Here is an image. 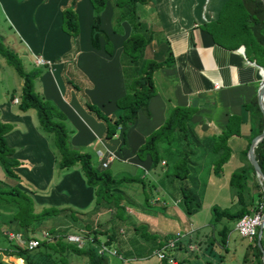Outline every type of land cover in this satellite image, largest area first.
<instances>
[{
  "label": "crops",
  "instance_id": "obj_1",
  "mask_svg": "<svg viewBox=\"0 0 264 264\" xmlns=\"http://www.w3.org/2000/svg\"><path fill=\"white\" fill-rule=\"evenodd\" d=\"M67 2L68 0H0L7 20L19 35V42L25 43L28 53L23 54L27 57L30 67L33 66L32 57L34 54H42L52 61L50 66H37L43 67V70L33 78V87L44 98L53 101L62 111L63 121L69 130L68 140L71 146L87 152L91 148L95 160L92 161L90 154L89 159L96 169L103 168L100 166L96 150H104L106 147L115 153V156L108 160L107 168L111 174L114 176L145 174L150 178L148 182H156V184H146L149 194L151 191H156L159 195V191H162V194H168V185L174 178H171L170 174L163 176L162 173L164 168L168 167L166 165L170 162V157L165 158V161L161 160L158 165L151 168L149 155L145 154L139 158L135 154V149L149 131L162 123L174 105L192 106L188 119L192 138L196 143L194 153L190 155L192 183L194 181L197 184L206 183L202 188L201 199L203 202L209 203V207L213 204L220 207L230 208L233 205L235 207L234 194L229 196L228 177L235 167L239 168L246 164V149L249 140L260 132V123L262 126L264 124L256 94L257 88L263 80L264 67L255 62L254 58H250L242 43L226 39L228 36L223 34L216 25L211 29L206 24L208 20L216 17L224 0H146L136 5L138 13H143L148 17L146 24L140 25L145 35H150L144 55L161 58L165 54L167 46L173 56V63L153 71L155 93L149 97L147 113L138 109L134 122L125 129L127 146H121L124 144L119 129L109 140L102 139L103 123L83 109L73 89H67V97L62 94L65 88L62 76L64 63L60 56L63 53H69L74 58L75 66L79 72L74 71L73 77L82 81L81 72L83 81L90 82L89 85L83 86L88 99L99 105L105 113L110 114L116 107L115 99L124 92L119 54L122 39L129 32V24L126 20H121L122 32L113 30L115 7L112 5L113 0H106L99 13L98 27L101 29V34L98 35V46L93 47L89 40L92 4L90 0H76L73 6L78 34L77 49L73 52L70 35L61 27L60 9ZM0 37L3 39L1 34ZM104 38L110 45L109 53L105 50ZM14 52L16 51L14 50ZM17 55L21 60L22 53L18 51ZM213 81H218L219 86L214 87ZM13 97L9 96V98L0 101V119L10 125L9 129L4 132V138L6 144L14 149L12 156L19 161L12 167L18 175L16 186L31 195L35 210L45 205L69 206L82 210L89 215L90 227L95 228L96 226V230L101 232L100 235H107L105 229L114 222L112 216L117 211L115 206L111 203L109 207L103 208L104 202L102 205L95 203L93 187L85 183L76 163L62 168L58 166L59 156L50 141L51 135L40 129L34 116V110L32 108L18 109L17 102L12 100ZM259 111L261 117L258 116ZM225 129L230 132L226 138L230 153L227 161L221 165L220 175H214L212 169V173L208 172L207 175L204 172V177L200 178L196 168L199 157L205 155V158H214L218 155L215 145L219 140V132L225 131ZM211 162L212 160H210L212 166ZM21 178H24L27 184L22 183ZM254 180V178L252 180V176H249L247 184L250 193H252L251 190L258 189L260 191L258 197H253V202L258 203L262 201L264 191L263 188H251L252 184L250 183ZM176 183L178 184L177 179ZM259 185L261 187L260 183ZM122 186H124L125 192L127 189L134 204L142 202L140 198L135 197L136 189L141 191L140 184L130 182V184H121ZM118 187L120 188V185ZM196 191H200V189L198 190L196 187L193 192ZM246 194L244 192L245 196H247ZM141 198L144 201L142 191ZM127 205H123L125 212L126 209L130 211ZM206 208H202L198 200V207L195 210L188 214L184 213L188 227L179 232L186 233L197 228L196 234H203L206 231L204 228L209 226V224H203L207 223L210 218V209ZM250 209L252 208L249 207L248 210L250 211ZM107 211L110 212L111 219H108L107 226L103 228L104 212ZM181 212L183 211L181 210ZM8 215V211L0 210V221ZM61 216L54 214L48 219H57ZM63 217L66 218V216ZM234 222L235 220L229 232L236 231ZM218 223L207 235L203 236L201 243L209 238L219 236L217 231L213 232ZM1 224L9 225L7 222ZM7 228L5 230H8ZM52 229L56 234L54 238L62 237L71 231L57 224L53 225ZM79 229L81 231L85 228ZM41 230L49 231L47 228ZM41 230H36L37 233L34 231V236L38 235ZM117 230L120 231L121 228ZM262 230L261 228L260 237L264 236ZM17 234L23 237L16 230L7 231V237L15 242L18 240ZM116 236L118 237H116V241L113 238L112 242L106 244L117 248L114 246L116 242L126 248L127 245H124L122 241L118 242L117 233ZM100 241L104 242L101 239ZM2 246L4 245L0 243V258L3 256L1 254ZM197 251L200 252L199 248ZM242 253L240 251L241 257ZM201 254L208 255L209 252L203 250ZM9 256L8 258L16 262L15 257ZM107 256L111 257L112 255ZM126 256L132 257V255ZM151 257L153 258L152 264H154L156 259ZM130 260L133 264H142L141 259ZM120 263L130 264L131 262Z\"/></svg>",
  "mask_w": 264,
  "mask_h": 264
},
{
  "label": "trees",
  "instance_id": "obj_2",
  "mask_svg": "<svg viewBox=\"0 0 264 264\" xmlns=\"http://www.w3.org/2000/svg\"><path fill=\"white\" fill-rule=\"evenodd\" d=\"M146 0H113L112 5L115 7L113 30L122 32L120 27V21L126 20L129 24V32L125 35L121 42V51L119 54V61L121 71L123 73L124 92L122 95L115 99V109L112 113H105L99 105L91 102L83 90V86L89 85L87 80L84 82V78L80 72L81 80H77L73 77V72L78 71L75 66L74 58L69 53H63L60 56L63 65V82L67 89H73L80 105L83 109L91 114L96 120L103 123L104 129L102 132V139L104 141L109 140L113 134L117 131L118 126L121 130V139L124 145H126L125 129L131 125L135 118L138 109L147 113V103L149 97L155 93V85L153 83L152 74L153 71L162 66H169L173 63V56L170 50L165 48L166 52L161 58L148 57L144 55V50L149 42L150 35H145L144 31L140 27L137 14V4L143 3ZM76 0H68V2L62 6L61 10V27L70 35L72 51L77 49V19L74 12V3ZM92 4V21L90 24L89 40L93 47L98 46V35L101 34L99 24V13L105 5L106 0H90ZM212 29L214 25L221 29V32L225 34L226 39L232 40L235 43H242L245 46V52L254 58L255 62L264 67V3L261 0H224L221 4L216 17L206 22ZM105 50L110 52V45L104 38ZM247 47V48H246ZM71 51V54L73 53ZM0 55L10 63L14 70L21 76L20 90L18 95L17 107L20 110L32 108L37 116L39 127L45 132L49 133L53 140V145L58 153V166L66 167L70 164L76 163L86 184L93 187L95 195V203L107 208L111 203L115 206V215L112 219L114 223L107 226L105 231L104 242L109 244L116 241L117 227L119 224L127 225L128 220H131V216L125 212L123 205L126 199V192L124 186L121 184H130V182H137L140 184L141 191L143 193V199L149 204V189L146 184H156V182H148L149 177L145 174H124L122 176H114L109 169L103 167L102 169H96L92 166V162L89 159V153L85 150H81L77 147L71 146L69 138V130L67 129L63 121L62 111L50 100L40 95L39 91L33 87V78L38 75L42 67L35 65L31 66L27 70L23 68L21 60L16 52H14L9 46L3 43L0 37ZM68 63L70 67L65 66ZM39 66H46L45 64ZM68 72L70 76L66 74ZM79 72V71H78ZM255 101V100H253ZM264 103V95H263ZM192 106L188 105H174L169 111L162 123L156 128L149 131L143 141L136 147L135 154L142 158L145 154L149 155L150 167H155L161 160L165 161V158L170 157V162L164 168L163 176L169 175L171 178L177 179L178 187L181 192L182 201L180 209L184 210L187 214L198 207V201L189 188H186L187 177L190 176V155L194 153L195 141H193L192 133L189 128L188 119L190 117ZM258 109V108H257ZM258 116L261 117L259 111ZM261 129L262 123L259 125ZM10 127L9 123L0 119V165L3 167L6 175L18 179V175L13 171L12 167L19 161L16 157L12 156L13 148L6 144L4 138V132ZM260 131V130H259ZM230 134L227 129L219 132V140L216 142V148L218 149V155L213 158V174L220 175V169L222 163L227 161L230 153V149L226 143V138ZM213 144V142H212ZM106 148V147H105ZM104 148V149H105ZM245 149L243 150V154ZM255 158L259 164L261 171L264 174V136L254 146ZM243 166L235 167L228 177V187H233L236 194V200L239 205L235 208L220 207L219 205H211L210 218L207 222L209 226L206 231L200 235L196 234L197 228L191 230L176 240V245L168 252L169 256H173L176 260V264H181L183 261H187V264H195L199 259V264H210V254L199 256L201 251V242L203 236L210 232L215 224L221 220V218H227L236 220L243 213L248 212L249 207H257V202H253L252 193H250L247 179L252 176L255 179L251 185V188H261L259 182L254 176V171L251 165L245 160ZM247 167L252 170L248 171ZM185 179V180H184ZM182 182V183H181ZM183 184V185H181ZM120 185V188L118 187ZM259 194V190H256ZM246 192L247 196L244 195ZM262 199L261 203H263ZM110 203V204H109ZM161 203V202H160ZM260 203V202H259ZM109 204V205H108ZM0 209L9 212L8 217H4L0 222H7L8 230L0 229V236L2 240H5L2 247L1 254L5 256L15 255L20 258L14 259L17 264H70L68 256L71 254H79L82 259V264H105L106 255L100 254L97 251L99 236L101 232L96 228L90 227L89 215L85 214L82 210H77L69 206L55 207V206H42L40 209L35 210L33 207V200L29 193L11 184L9 186L0 185ZM264 209V203L262 210ZM62 215L69 217L74 222H79L85 228L83 232L84 243L77 245L74 240L66 238L68 233H80V229L67 227L66 230H71L65 233L62 237H55L53 240H40L34 247L22 246L18 242H11L12 240L7 237V231H18L22 234L24 239L34 236V231L39 230V224L46 221L51 215ZM66 214V215H65ZM69 226V225H68ZM134 232L138 233L141 237L146 239H156V247L161 246L164 240L168 238L166 235L158 236L156 233L148 231V225L142 222L130 221V225ZM264 227V226H263ZM262 227V229H263ZM88 228V229H86ZM230 227L227 224L221 223L220 227L216 230L219 236L215 239V245L227 248V235ZM122 232V229L120 230ZM37 233V231H36ZM202 233V232H201ZM62 234V233H61ZM8 239H7V238ZM22 237V238H23ZM165 237L164 240L162 238ZM90 238V240H89ZM205 239V237H204ZM212 238L207 239L206 245L209 242L211 245ZM1 243V242H0ZM191 243L194 248L187 249V244ZM260 243L264 246V236L260 237ZM249 244V248L254 255V262L261 264V252L254 239ZM135 247L141 245H134ZM131 245V247H134ZM144 247V252L132 254V257H144L151 256V252L155 246ZM176 248H181L187 252L188 257L176 258L174 251ZM116 252L124 259L128 257L122 255L121 251L115 248ZM130 252V251H129ZM244 257L245 261L247 258ZM10 257V256H9ZM216 257L223 258L221 253H217ZM241 257V258H242ZM195 258H197L195 260ZM16 262L8 260V262L0 260V264H16ZM158 264H169L167 259H162Z\"/></svg>",
  "mask_w": 264,
  "mask_h": 264
},
{
  "label": "rangeland",
  "instance_id": "obj_3",
  "mask_svg": "<svg viewBox=\"0 0 264 264\" xmlns=\"http://www.w3.org/2000/svg\"><path fill=\"white\" fill-rule=\"evenodd\" d=\"M138 4H140V3H138ZM140 6H144V5H140ZM137 14H138V20H139L140 25L146 24L147 18H148L147 15H144L143 13H138V11H137ZM7 19L8 18L5 15L3 8L0 4V34L3 38L2 41L7 46L12 47L16 51L17 54H18V51H20L22 53L21 64H22L23 68L27 70L28 68H30V65L27 62V57L24 56L23 53H28V50H27L26 46L24 45L25 43L23 44V42H19V40H18L19 35H18L16 29L13 27V25ZM65 66H66V68L70 67L68 65V63H66ZM42 70H43V67L40 69V71H42ZM66 74L71 77V75L68 72H66ZM20 82H21V76L14 70L13 66L10 63H8L0 55V101L5 100L6 98H9V96H12V97L15 96L18 98L19 90H20ZM64 86H66V85H64ZM62 94L63 95L66 94V87L63 89ZM48 100H50V99H48ZM51 102L53 103V101H51ZM34 116L37 119V116L35 113H34ZM37 121H38V119H37ZM50 141L52 143V146H54L52 137H51ZM88 152L92 158V161H94L95 158H94V156H92V149L89 148ZM210 160H213V158H208V157L205 158V155H204V157H201V156L199 157V160L196 164V166H197L196 168H197V171L199 173L200 178L204 177V175H203L204 172H206L207 175H208V172L212 173L213 163L211 162L212 163V166H211ZM252 169L250 167H247L248 171H250ZM21 179H22V183H26L24 181V178H21ZM17 182H18L17 179L6 175L3 167L0 165V185L7 187L11 184H17ZM124 183L126 184L127 182L124 181ZM204 184H206V183L204 182V183L197 184L196 181H194L192 183V177L190 176L187 179L185 185H187L188 188H190L192 191L196 190V187H198V190L200 189V191H196V192H192V193L196 194V196H194V197L196 198V200L198 198L199 205L202 208L207 207L206 209L208 210V208L210 209V207H209L210 204L207 202H203L201 199L202 198L201 193H202V188L204 187ZM181 185H183V184H181ZM227 187H228V185H227ZM228 191H229V196L232 193L234 194L235 201H233V202L236 203L235 207H237L239 205V202L236 200V194L234 192V188L228 187ZM151 192H150V198H149V204H148L142 200L141 191L139 189H136L135 197L137 199L140 198L142 202L134 204L133 198H131L129 196V194L127 193V189H126L125 203L128 204L127 206L130 208V211H128L126 209V213H128L131 216V220L133 222H135V223L136 222H142V223L147 224L149 232L154 231L156 233V235L161 236V237H162V235H166V237H167L170 233H172L171 235H173L175 230L182 231L186 227H188V222H187V219L185 217L186 212L183 209H182L183 212H181V209H180V206L181 205L183 206V204H181L182 196H181V192L179 190L178 184L176 183V179H174L171 183H169L168 188H167L168 194H162V191H159L160 195L158 194V192L156 193V191H154V192L151 191ZM251 192H252V197H254V198L258 197V193L256 190H251ZM235 207L233 205L230 208L233 209ZM104 213H105L104 219H103L104 224L102 225L103 228H104V226H107L106 224L108 223V219H111L110 212L108 213V211H107ZM131 220L130 219L128 220L127 225L128 224L130 225ZM233 221L234 220H231V219L221 218L219 223L216 225V229L213 230V232H215L220 227L221 223L227 224L231 228L233 225ZM56 224L61 226L62 228L70 227L71 229L72 228H76V229L78 228L79 229V228L83 227V225L81 223L74 222L69 217H66V218L57 217V219L56 218H50V219H47L46 221L40 223L38 227H39V230L47 228L50 232L53 233L52 226L56 225ZM206 224L207 223H205L203 225H206ZM127 225H125V227L123 225H120V224L118 226H116L117 229H119V228L122 229V232H120L119 230L116 229L117 234L119 236V241L118 240L117 241L119 243L122 241V243L124 245H127L126 248H123L121 245L117 244L116 242L114 243V246L117 247L119 251H121L122 255L126 256V255H132V254L136 255V253L140 254V253L146 251V250H144L143 245L145 246V248L152 247V246L156 247V239H150V238L146 239V237H141L140 235H138V233L134 232L133 229ZM2 227L5 230L8 227V225H2L0 223V229L1 230H2ZM200 227H198V228L200 229ZM95 228H96V226H95ZM207 228H204V229H207ZM86 229H88V228H86ZM204 229H202V230H204ZM85 231H86L85 229H82L80 234L83 235V232H85ZM262 232H264V227H263ZM99 239L104 240L105 236L100 235ZM162 239L164 240L165 237H163ZM215 239L216 238L213 237V239L211 241V245H209V242L207 245L205 244V242H203L201 244V251H203V250L208 251L210 256H211V263L210 264H256L254 262V255L252 254V252L249 248V244H247L248 240L246 238L241 237L236 231L232 230L229 232L228 239H227V243H228L227 248H222V247L215 245ZM0 242L2 245H4V243L6 241L2 240V238L0 236ZM12 242H13V240H12ZM135 244L141 245V246L135 247L134 246ZM131 245H133L134 247H131ZM129 247H130V249H129ZM201 251L199 252L200 257H201ZM240 251L243 252V256L246 254V256H245V258H247L246 261H245L244 257L240 258L241 257ZM174 253H175L176 258H179V259H181V257L183 258V256H184V258H186V256L188 257L187 252L183 251L181 248H176ZM217 253H221V256H223V259L216 257ZM12 256L15 257L14 259H18L20 261L19 257L15 256V255H12ZM128 258H130V259H141L142 264H152V261H153V258L151 256H144V257H140V258L139 257H135V258L134 257H128ZM68 259H69L70 264H82L81 256L77 253H75L73 255L70 254L68 256ZM130 259L123 260V259H119L113 255L111 257L106 256L105 264H121L120 262H124V261H128V262H131L130 264H133L132 260H130ZM196 259L197 258H195V260ZM0 260L6 261V262H8V260L12 261V259L8 258L4 254L0 258ZM199 262H200V260L198 259L195 264H199ZM181 264H187V261H183V262H181Z\"/></svg>",
  "mask_w": 264,
  "mask_h": 264
},
{
  "label": "built area",
  "instance_id": "obj_4",
  "mask_svg": "<svg viewBox=\"0 0 264 264\" xmlns=\"http://www.w3.org/2000/svg\"><path fill=\"white\" fill-rule=\"evenodd\" d=\"M32 64L35 66L43 65L50 66L52 64V61L49 58H46L42 56V54H34L32 57ZM213 86L218 87L219 82L213 81ZM12 100L14 102H18L17 97H13ZM96 154L98 155L100 159V166L106 167L108 166V160L112 159L115 156V153L112 150H109L105 148L97 149ZM261 188H263L264 191V184L261 185ZM263 199H264V192H263ZM264 203V201H263ZM263 203L257 204V207L250 209V211L243 213L240 217H238L234 222V229L237 231V233L246 238L248 240V243H251L254 239V236H256L258 227L261 225V228L264 226V217H263V211L262 206ZM263 221V223H262ZM189 232V231H188ZM81 233V232H80ZM80 233L74 234V233H68L66 234V238L69 240H74L77 242V245H82L84 243V236ZM56 234L52 233L47 230H41L40 233L33 237H28L27 239L19 238L20 236L17 234L16 238L17 241L20 243V245H25L27 247H34L38 244L40 240L46 239V240H53L54 236ZM184 235L183 232H175L173 236H170L164 240V243L156 247L152 250L151 256H153L156 259V262L154 264H157L162 259H167L169 264H176V260L173 258V256H169L168 252H170L171 249H173L176 245V240ZM10 236L12 234L10 233ZM90 240V238H89ZM194 248V245L188 243L187 249ZM97 251L100 254L104 255H114L118 257L119 259H123L115 250V248L107 245L105 242L100 241L98 243Z\"/></svg>",
  "mask_w": 264,
  "mask_h": 264
},
{
  "label": "water",
  "instance_id": "obj_5",
  "mask_svg": "<svg viewBox=\"0 0 264 264\" xmlns=\"http://www.w3.org/2000/svg\"><path fill=\"white\" fill-rule=\"evenodd\" d=\"M264 3V0H261ZM257 102L259 105V108L262 112L263 115V119H264V103H263V95H264V76H263V80L261 81V83L259 84L258 88H257ZM193 104V101H192ZM264 136V124L260 130L259 133H257L256 135H254L248 143L247 149H246V158L248 160V162L250 163V165L252 166L253 170H254V176L256 177L257 181L263 185L264 184V174L261 171L259 164L255 158V154H254V146L256 145V143ZM263 217H264V210H263ZM263 223V221H262ZM260 233H261V225L258 227V231L256 234V243L258 244V247L260 249L261 252V264H264V248L262 247L261 243H260Z\"/></svg>",
  "mask_w": 264,
  "mask_h": 264
},
{
  "label": "clouds",
  "instance_id": "obj_6",
  "mask_svg": "<svg viewBox=\"0 0 264 264\" xmlns=\"http://www.w3.org/2000/svg\"><path fill=\"white\" fill-rule=\"evenodd\" d=\"M120 127L118 126V129H119ZM176 231H174V233H175ZM177 232H179V231H177ZM174 233H173V235H174ZM184 234H185V232H183ZM187 233V232H186ZM20 238H22V237H20ZM22 239H24V238H22ZM18 242V241H17ZM19 243V242H18ZM20 244V243H19ZM22 245V244H21ZM22 246H24V245H22ZM263 248H264V246H262ZM124 260H127V259H124Z\"/></svg>",
  "mask_w": 264,
  "mask_h": 264
}]
</instances>
